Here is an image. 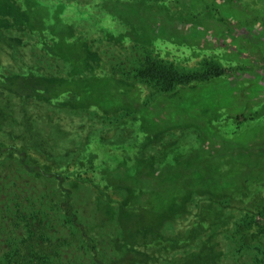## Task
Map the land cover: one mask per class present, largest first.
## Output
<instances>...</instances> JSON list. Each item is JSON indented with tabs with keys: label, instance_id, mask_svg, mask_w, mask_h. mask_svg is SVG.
<instances>
[{
	"label": "rangeland",
	"instance_id": "rangeland-1",
	"mask_svg": "<svg viewBox=\"0 0 264 264\" xmlns=\"http://www.w3.org/2000/svg\"><path fill=\"white\" fill-rule=\"evenodd\" d=\"M0 143L102 264H264V0H0Z\"/></svg>",
	"mask_w": 264,
	"mask_h": 264
},
{
	"label": "trees",
	"instance_id": "trees-1",
	"mask_svg": "<svg viewBox=\"0 0 264 264\" xmlns=\"http://www.w3.org/2000/svg\"><path fill=\"white\" fill-rule=\"evenodd\" d=\"M150 67L146 71L155 74L160 86L167 83L164 88H171L177 80L205 78L219 72L212 66L204 74L178 75L165 68ZM0 158V264H102L86 229L74 214L72 197L63 186L65 175L30 163L26 151L15 145L0 143ZM3 160H12L13 168H8ZM37 179L47 183L55 180L57 189L42 187ZM254 222L256 219L247 217L245 225ZM242 226L238 223L237 230ZM78 235L81 241H77ZM246 245L236 247L241 250ZM256 248L264 253L257 243L246 246L243 253ZM249 255L252 264H257L258 254Z\"/></svg>",
	"mask_w": 264,
	"mask_h": 264
}]
</instances>
